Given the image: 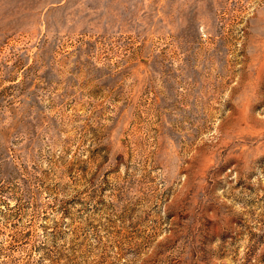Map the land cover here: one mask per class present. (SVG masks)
<instances>
[{
    "label": "rangeland",
    "instance_id": "374dc122",
    "mask_svg": "<svg viewBox=\"0 0 264 264\" xmlns=\"http://www.w3.org/2000/svg\"><path fill=\"white\" fill-rule=\"evenodd\" d=\"M0 264H264V0H0Z\"/></svg>",
    "mask_w": 264,
    "mask_h": 264
}]
</instances>
